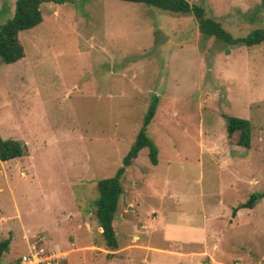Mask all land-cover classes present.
I'll use <instances>...</instances> for the list:
<instances>
[{"label": "rangeland", "instance_id": "rangeland-1", "mask_svg": "<svg viewBox=\"0 0 264 264\" xmlns=\"http://www.w3.org/2000/svg\"><path fill=\"white\" fill-rule=\"evenodd\" d=\"M188 1L234 38L264 29V0ZM13 10L14 0H0V26ZM41 13L38 26L19 33L24 57L0 64V137L26 149L0 161V242L9 240L0 264L13 263L38 238L62 264H123L107 256L113 251L91 207L97 181L119 168L136 211L120 200L119 242L158 204L165 218L198 225L215 200H230L219 219L223 234L196 264H264V198L231 214L264 191L262 47H227L202 38L192 17L120 0L50 2ZM155 96L147 135L158 162L144 148L125 167ZM227 116L249 122V149L236 145L237 134L226 136Z\"/></svg>", "mask_w": 264, "mask_h": 264}, {"label": "trees", "instance_id": "trees-1", "mask_svg": "<svg viewBox=\"0 0 264 264\" xmlns=\"http://www.w3.org/2000/svg\"><path fill=\"white\" fill-rule=\"evenodd\" d=\"M75 0H14V10L11 19L0 26V64H13L21 60L25 53L22 43L19 41V33L30 30L42 22L41 8L50 2L54 4H68ZM130 3L144 4L171 15L192 17L197 25L198 32L202 38H213L227 47L261 46L264 60V29H255L243 38H234L227 32L219 21L209 16L201 4L189 3L188 0H120ZM225 53H229L227 49ZM158 97H154L144 115L142 128L136 135L135 141L129 151L122 159L123 166L127 167L134 163L139 151L144 148L148 150V158L152 165H156L157 150L147 135V126L153 119ZM225 119V133L227 137L237 134L236 145L249 149L251 142V126L248 121L227 116ZM26 154L25 146L18 140L2 139L0 137V161L21 158ZM125 173L119 168L115 175L104 178L96 183V199L92 202L94 218L101 229V236L105 247L110 251L117 248V240L114 232V219L117 215L119 202L123 195V186L120 178ZM264 198V191L251 193L248 199L233 208L232 215L239 209H252L254 205ZM9 251V240L0 242V258ZM107 256L112 257V254ZM19 258L13 263H17ZM63 259L60 260V264ZM11 264V263H10Z\"/></svg>", "mask_w": 264, "mask_h": 264}, {"label": "crops", "instance_id": "crops-1", "mask_svg": "<svg viewBox=\"0 0 264 264\" xmlns=\"http://www.w3.org/2000/svg\"><path fill=\"white\" fill-rule=\"evenodd\" d=\"M163 194L165 193L161 194L160 198H163L161 201L166 196ZM124 201L127 202L128 211L136 212L133 197L128 198L126 195H122L121 202ZM229 204L230 200H226L224 204L220 199L215 200L212 214L205 216L206 218L201 220L202 222L200 221L198 225L165 218L167 216V213L164 212L165 207L162 203L158 204L152 207L149 214L145 215L146 217H143L145 219L136 218L137 221L135 220V223L131 224L128 233L121 234L120 242L116 238L117 248L113 250V253H109L112 254L111 260H117L123 264H196L201 254L202 256L206 255L212 246L215 247L214 237H220L223 234V227L219 223V219L225 218L224 211L228 210L227 205ZM216 209L219 210V213L216 212ZM243 210H237V215ZM119 215L120 218L125 219L123 214L119 213ZM206 219H209L208 224ZM226 226L236 227V223H229ZM27 241L29 243L32 240L27 239Z\"/></svg>", "mask_w": 264, "mask_h": 264}, {"label": "built area", "instance_id": "built-area-1", "mask_svg": "<svg viewBox=\"0 0 264 264\" xmlns=\"http://www.w3.org/2000/svg\"><path fill=\"white\" fill-rule=\"evenodd\" d=\"M41 239L42 238H38L37 240L41 241ZM37 240L32 243L33 246H31L26 253L19 257L17 263L11 264H60L62 258H55L51 256V254H47L45 248L39 245V243L37 244Z\"/></svg>", "mask_w": 264, "mask_h": 264}]
</instances>
